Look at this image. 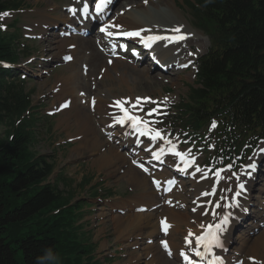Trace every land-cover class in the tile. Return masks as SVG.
Listing matches in <instances>:
<instances>
[{
	"label": "trees",
	"instance_id": "obj_1",
	"mask_svg": "<svg viewBox=\"0 0 264 264\" xmlns=\"http://www.w3.org/2000/svg\"><path fill=\"white\" fill-rule=\"evenodd\" d=\"M198 1L204 27L216 28L220 48L215 53L221 54L200 66V87L190 90L191 115L198 125L206 116L224 117L215 101L226 100L242 122L264 126V0ZM9 7L17 4L0 0V11ZM16 59L12 39L0 35V61ZM7 74L0 67V127L5 128L0 134V264H101L84 263L92 247L85 249L78 240L74 223L80 214L77 203L69 204L72 195L56 184L39 186L54 162L33 151L36 119L25 114L30 93L23 80H8Z\"/></svg>",
	"mask_w": 264,
	"mask_h": 264
},
{
	"label": "rangeland",
	"instance_id": "obj_2",
	"mask_svg": "<svg viewBox=\"0 0 264 264\" xmlns=\"http://www.w3.org/2000/svg\"><path fill=\"white\" fill-rule=\"evenodd\" d=\"M67 2L68 1L65 0H25V6H23L21 11L19 13H15L13 15L10 14L9 16L0 19L1 24L6 26L5 27L6 31H12L9 24L12 22L13 18L17 17L19 20L18 26L20 28H23V26H28L29 28H32L31 31L27 30L26 32L22 29V34L24 38H26L28 35L30 36L33 34H39L38 26L37 27L33 26V24L36 25L35 20H37L38 18L37 15L38 11L50 13L51 16H46L44 22L45 24H49V22L53 23L52 22L53 19L51 18L55 16L59 18L60 14L65 15L63 6L66 5ZM120 6L122 8H120ZM120 6L118 4L117 8L118 9L124 8L123 4H120ZM164 15L166 16V18H168L170 13H165ZM175 16L176 15H174V17ZM182 16L183 15L179 13L178 21L181 22L183 21ZM55 24H57L56 21ZM56 33H57L56 30H53L51 32V34H56ZM194 34L195 35L193 38L194 42L192 49L198 48L199 50H202V53L206 52L210 47V43L208 44L209 42L208 38L204 37L201 34H198L197 32ZM30 39L31 38L29 39L26 38V40H24V42L27 43V45L30 47L31 50V53L28 55L37 58L30 64H26V58L28 57V55H21L20 57L21 59L19 60V64L17 66V72H19V74H23L28 79L26 87L27 89H33V95H32L33 105L36 106L40 105L41 107L39 109V115H43V117L45 118L47 113L52 114V117H49L50 124L52 125V131L50 134L45 132V129L47 127L45 121H40L37 126L38 142L36 143L35 151L38 154H44L47 156L51 155L52 157H55L56 167L52 179L55 178L57 173L61 172L62 174L63 172L62 175L64 178L73 181L71 185H65L64 182H61V184L59 185V189L67 191L71 188L75 191V195H74L75 199H88L86 201L88 202L89 205L83 207V211H84L83 213L86 214V216L84 220L81 221L80 223L83 229L82 231L85 233V235L87 234L91 235L92 242L96 244V257L102 260L105 255L113 254V251L116 248L121 246H126L128 247L127 249H125L128 253V256H126L125 259L118 260L115 263L109 262L108 264H117V263L130 264V262H132V264H147L148 262H150V259L145 260L144 258L147 255V253H149L150 256L152 257L153 251L148 252V248L146 247L149 244H146L145 238L151 236V234L147 233L150 228H148L146 224L142 225V223H145L144 222L145 219H152V221L155 222L154 212H157L156 209L149 211L147 215H143V217L140 216V218H137L138 220H140L139 223L141 224V226H146L145 231L141 230L140 226L137 228L136 224H134L136 223V217L131 218L130 216L137 215L140 213H132L133 206L127 204V202L123 201V199L126 196L132 195L128 199H132V200L136 199L134 206L144 201L142 200V198L140 199L139 197H136L140 193V190L136 187V185L133 182H130L125 177L127 176L126 173L127 170H125L124 173L122 174L119 172V169H123L122 161L120 160H117L116 162L113 161L112 165H110L112 167L106 168V166L101 161H98L99 156L104 155L103 153H105V150H103L105 149L104 148L105 146H102L103 148L100 147L102 148V150L96 149L95 147L90 149H85L84 147H82L81 143H78V140H75V142H71L70 144H66V145L62 144L63 142H66L67 139L74 138L75 137L74 134L79 132L77 128L73 125V122L75 120L72 118L73 111L64 113L67 111L66 109V111L61 110L59 113L56 114L52 113L55 106H57L59 100H61L59 93L60 92L59 88H61V85L63 83V80L61 78L67 73L71 72L72 65L69 66L66 64H59L60 63L59 55L62 51V49L58 48L60 44L53 43L54 50L47 51L43 55L42 49L45 47V45H47V43H42V39L32 40V41H30ZM200 43L202 45H200ZM53 56H55V59L52 60ZM48 58H50L51 61L45 62L41 60ZM137 66L141 69L142 67H146L142 65H137ZM156 70L158 69H152L150 71L147 70V75L149 74L150 77H148L147 79L143 78L142 80H140L139 83L134 84L135 85L134 88H130V89L122 85H119L118 83H112L107 81L101 83L99 87L102 93V97L105 98V95H107V91H109L108 89L112 88L114 96L116 95V93L121 94L122 91H125L130 93L131 96L149 95L155 98L157 97L159 98L165 95L164 91H169L172 93V95H174L177 98V100H179L184 96V94L187 93L188 84L194 81L192 69L185 72H181L180 75L183 77L181 79H178L177 81L176 78H174V76H170L171 78L174 79L173 81L174 83L170 80H168L167 82H160L159 79L157 78V74L159 72H156ZM113 76L117 78L115 72H113ZM56 86H58L57 87L58 90L53 92V89ZM95 86L91 84L92 89L89 92H87V95L96 93L99 90V88L97 87L94 89ZM168 88L170 90H167ZM171 93L169 94L170 97H171ZM43 117L42 119H44ZM90 120L97 134L100 137H102L100 133V127H101L100 124L98 123L96 126L94 124V122H96V118L92 116ZM4 130L5 129L3 127H0V134H3ZM89 133L91 132H87L86 135ZM83 135L80 134L78 136L83 137ZM102 140L104 141L103 138ZM83 144L90 145L91 143L85 142ZM75 145H77V147L81 146L80 149L79 150L73 149ZM118 153L126 154L125 151H120V152L118 151ZM83 177H89L91 180L93 179L91 185H93L94 182L102 179L104 180V182H107L108 185H110L109 187H112L113 189L115 188L116 192L123 199H120L119 196H116V198L112 199L111 206L121 210L128 208L126 210L125 215L110 213L109 206L105 205L106 204L105 202H103L102 204L98 203L97 205L96 201L92 200L91 195H89L90 190L88 186L82 189L76 185L78 182H80L83 179ZM106 185L107 184L105 183L104 186ZM128 186L132 187L134 191L136 190V193L134 194V191L132 193H128L127 192ZM190 187L191 186L188 187V192ZM89 208L91 210L99 209V211L88 212L91 211L89 210ZM117 218H122V219L117 220ZM127 222L133 224L132 228L129 227L126 228ZM140 233L141 235H138ZM261 234H263V232H259L253 239L257 238ZM157 238L152 237L154 242L157 240ZM132 244L135 245L138 244L141 246V248L137 250L136 249L131 250L129 247ZM152 245H156V244L154 243ZM143 247L145 248L143 249ZM246 253L252 254V249L250 248ZM256 253L261 254L259 252ZM169 262L170 264H175L174 261H167V263L164 264H168Z\"/></svg>",
	"mask_w": 264,
	"mask_h": 264
},
{
	"label": "bare ground",
	"instance_id": "obj_3",
	"mask_svg": "<svg viewBox=\"0 0 264 264\" xmlns=\"http://www.w3.org/2000/svg\"><path fill=\"white\" fill-rule=\"evenodd\" d=\"M123 1L126 4L130 5L132 9L136 10V18L133 15V10L126 12L125 14H123V16H119L113 22V28L117 30L126 29L130 31H139L141 33H152V34L160 35V34H165L166 32L164 31L165 28L174 27V23L168 25V23L171 22V20L166 18V16L164 15L165 13L163 11L161 12L158 9V5L159 6L164 5L166 8H168V10H171L168 13L173 15L172 13H174L173 12L174 5L168 2L167 0H156L155 2H153L152 0H148V3L146 5L142 4V0L140 1L138 0V2L137 0H123ZM154 18L159 21H164V22L159 24V26H155L154 23L155 24H158V23L151 21V19H154ZM58 19L57 21H61L62 25L66 23H72V22L78 21V19H73V18H70V19L66 18L62 20H60V18ZM178 23L182 24L180 22ZM163 24H166V25H163ZM116 25H119V28L115 27ZM77 29H80V28H77ZM42 33L45 35L48 34L47 32H42ZM48 36H50V34H48ZM95 38H98V36L95 34L90 37L70 35L69 38L60 37L59 35H57L54 38L55 39L54 42H56L57 44H60L58 48L62 49L61 52L63 56L69 54V53L64 52V50L67 48L68 45H71L73 47L72 52H71L73 55V60L71 63H69V64H72L71 72L67 73L61 78L63 80V83L61 85L59 93H60L61 100H64L66 97H72V96L74 97V99L71 100V104L68 110L64 113L73 111L72 118L75 119L73 122V125L79 131L78 133H75L74 136L84 134L83 139L79 143H81L82 147H84L85 149H90L94 147L96 149H99L101 146H106L104 141L101 139V137L97 134V132L92 126V123L90 120L92 114L90 115V113L88 112V109H84L82 106H80V103H79L81 101L80 96L82 95L81 93L82 91L80 90H87V91L91 90L89 88L90 77H93L95 81L99 80L98 81L99 85L107 81V82H112V83H118L119 85H122L128 89L134 88L135 87L134 84L139 83L140 80H142L143 78L144 79L148 78L147 69L137 68L135 65H132L128 61H123L121 59H114L110 61V66L106 65L103 60L104 55L94 46ZM44 41L45 43H47V45H45L44 52H47L53 49V41L49 42L47 41V39H45ZM157 51H159V55L161 54V60H162V55H164V58H163L164 60L161 61L162 63L168 64L174 60L172 59L171 56L165 53L167 50L158 49ZM82 59L84 60L86 59L87 63H85V65H88V70L86 74L85 75L82 74L84 77L81 75V70H80ZM77 65H79V70L77 69ZM113 72L116 73L115 75H117V78L113 76ZM97 88H99V90L97 91L96 97H95L96 113H94L93 115L99 116V122L101 123V125L114 124L113 116L119 115V114L114 109H112L111 114H109L108 109L106 107H108V104L111 103L112 101L109 100L110 97L107 99L101 98L100 87L98 86ZM108 90L109 91H107V95L111 96L112 98H115L113 100V104L115 101L119 100L120 99L119 97L122 96L123 94L128 97L130 96V93L125 92V91H122L121 94L116 93V95L114 96L113 89L109 88ZM90 112L93 113L92 110ZM97 121H98V118H97ZM87 132H91V133L86 135ZM113 136H115L116 138L110 139L108 140V142L112 140L116 141V139L118 138L119 140H124L121 142L119 141L118 142L119 144H122V145L133 144L134 145V147L131 148V150L135 153L134 155H132L133 158H136L142 161H150L152 159V158H149L147 154H144L142 152L143 147L139 148L140 151L138 150V147L142 144V141L138 139L136 136L129 134L128 131H126L124 128H119L118 130H115V133L113 134ZM85 142H90L91 144L90 145L83 144ZM108 144L109 145L106 148L104 157L101 159V162L104 163L105 166H110L114 160H120L123 162V164L124 163L129 164V159H126L122 154H118L117 148L112 146L110 143ZM80 147L81 146L77 147V145H75L73 149L79 150ZM170 147L171 146L167 144L166 142L155 140L149 152L153 156V153H157V150L159 148H163L164 149L163 154H166L167 157L169 158L172 154L170 151ZM162 169L166 170V168L164 167ZM126 173H127V177L129 178V180L132 181L133 183H136V187L141 190V193L139 194V198H142V200L145 202H155V200L158 199L156 193L152 189V186H150L148 178H146V176H144L141 172H139L134 167H129ZM193 187H196V192H194V195H197L198 191H200V188L199 186H196V185H194ZM258 190L262 191L261 188H258ZM172 196H173L172 199L176 200L175 201L176 209L163 207V210L166 211L165 214L167 215L165 216L164 219H166L167 222H170V225H171L169 234H168L170 236H167V238L173 237V235H176L178 233H182L183 236H185V238L188 237V239L190 240L193 238V236L196 233H198L199 229L202 227V224H201L202 221L199 220L197 222V215L191 214V210L193 209V211L200 213L201 209L193 208V206L189 204L191 202V199L188 200V198L185 195H178V192H176L175 190H173L168 196H165V197L167 199V198H171ZM254 197H253V200H250V201H252L253 208L258 209V199H257L258 196L256 195ZM209 200H211V197L205 196V199L203 202H206ZM263 211H264V207H263ZM256 212L259 213L258 210L252 211L253 219H257L258 217H260L261 213L257 215ZM143 214L144 213L130 216L131 218L136 217V223L134 224H136L137 228L139 227L138 225L140 224L139 223L140 220H138L137 218H140V216L143 217ZM120 219L122 218H117V220H120ZM157 219L155 222H153L152 219L144 220L145 224L148 226V228H150L147 233L151 235H157L159 233ZM234 223L235 221H231L227 231L223 233V235L221 236L222 238L226 236L225 245L231 247L230 252L233 254L235 253V251H238V249L234 248V246L235 247L238 246L241 249H243L245 246L246 248L247 246H249V242L251 241V238H248L249 233L251 231H254V229L257 228V223L248 222L244 228L240 226V228L241 229L243 228V229L239 231L236 237L232 238L228 234L232 233L233 229L239 226L238 224H234ZM128 227L132 228V224L130 222L127 223L126 228ZM145 229L143 231H145ZM189 231H191V233L193 234L191 237L188 236ZM261 232H263V234L260 237H257L254 241H252L251 248H252V255L254 254V251L261 253V255L259 254L256 255L255 253L253 257L257 258L258 260H261V262L264 263V230H262ZM138 235H141V233ZM182 242H183L182 239H181L180 244L174 243L173 239L169 241L170 247L175 257L178 255V250L180 248L184 249L189 244V243H182ZM144 248L145 247H143V249ZM146 248H148V252L153 251V257L151 258L150 262H148L147 264H150L151 262L152 264L167 263V261L163 258L164 256L163 253L160 251L158 247L148 245ZM182 263H184V259H182ZM168 264H170V262ZM245 264H250V263L246 262Z\"/></svg>",
	"mask_w": 264,
	"mask_h": 264
},
{
	"label": "snow or ice",
	"instance_id": "obj_4",
	"mask_svg": "<svg viewBox=\"0 0 264 264\" xmlns=\"http://www.w3.org/2000/svg\"><path fill=\"white\" fill-rule=\"evenodd\" d=\"M111 3H112V0H95V12L97 14L102 13L104 11L105 7ZM145 3H147V0H145ZM69 11L72 12L73 14H75L77 12V9L76 8H70ZM80 11H81L82 15H85V16L88 15L89 3L87 2V0H84L83 7H82V9H80ZM9 15H10V13L3 12L2 14H0V19H3L4 17H7ZM0 27H3V25H0ZM109 27H112V25H104L100 28V31L111 36V35H113V33L107 31V29ZM115 27L119 28V25H116ZM173 31L176 33H180V28H176ZM122 35L129 36V37H140L141 42L144 44L145 48H151L152 44L155 41L161 40V39L170 40V41H179V40H183V39L187 38L185 35H177L175 37H162V36H144V37H142L140 35L139 31L124 32V33H122ZM121 47L124 48L125 46L121 45ZM133 55H137L135 50H133ZM65 59H71V57H65ZM5 67H8V66L5 65ZM82 95H83V93H82ZM141 99H143L145 102L157 103L156 101H152L150 98H147V97H145V98L137 97L136 101L134 103H131V104L129 103V101L127 99L117 100L114 102L113 106L119 109V112L121 113V115H114L113 116L114 123L120 124L121 126H123L125 123H129L130 126L133 128V130L135 132L139 133L140 136H148L152 141H155L157 139L163 140L164 136L161 134L160 130L151 129L149 127L148 121H145L142 118L133 115L129 111V108L137 109L141 104ZM166 100H167V98H165V102H166ZM94 103H95V101L93 100V104ZM126 104L129 105V108L124 107V105H126ZM67 106H68L67 104L62 105V107H67ZM157 110L158 109H151L147 113V115L151 116V115H153V113L157 112ZM215 127H216V122L213 121L211 128H215ZM211 128H210V130H211ZM165 142L171 146L170 151L173 155L180 157L181 160H184L186 153H182V152L177 151L176 145L172 144V141L168 140ZM260 151L262 153H264V149H261ZM163 153H164V149L161 148L160 154H163ZM153 158L159 159V155L157 153H153ZM249 159L251 160V158H249ZM193 162H194V158H193ZM185 163H187V161H185ZM141 167H142V165H141ZM228 167L231 168L232 166L229 165ZM256 167H257V164L253 160L251 163H249L248 165L245 166L246 169L251 170V171H247L245 174L248 176H251L252 172L256 170ZM184 170H186V169H181V171H184ZM145 171H147V169H145ZM197 171H199V168H197ZM217 175H218V173H217ZM233 175L235 176L236 173H233ZM237 180H239V176H237ZM154 183H156L157 188H159V184L155 181H154ZM237 188L240 191L236 192V197L240 196L241 192L244 190V188H245L244 183H242V182L238 183ZM236 197H233L232 205H230V206L239 207V201L236 199ZM219 206L220 205H217V207H219ZM232 219H233V216L231 214H226L217 223L209 224L207 226V228L205 229L204 234H202L200 236H196V238H195L196 247L199 248V247L203 246V248L206 252H211V249L213 246L221 247L222 246L221 236L223 235V233H225L227 231ZM160 223H161L162 231H164L165 234H167V231L171 227V225H169L167 223L166 219L161 220ZM192 235L193 234L191 233V231H189L188 236L191 237ZM185 240L187 243H191V241L188 239V237H186ZM161 244L165 248L166 251H169L168 244L166 241H161ZM169 254H170V252H169ZM181 255L184 256L185 260H188L187 255H185L183 252L181 253ZM195 255L200 256L201 253L197 251L195 253ZM217 259H219V257H217ZM249 259L252 261V264H259V262H257L255 260V258L250 257ZM241 264H243V262H241Z\"/></svg>",
	"mask_w": 264,
	"mask_h": 264
}]
</instances>
